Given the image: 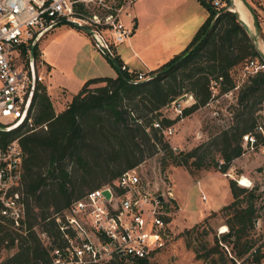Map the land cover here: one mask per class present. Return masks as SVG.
<instances>
[{
  "label": "trees",
  "instance_id": "trees-1",
  "mask_svg": "<svg viewBox=\"0 0 264 264\" xmlns=\"http://www.w3.org/2000/svg\"><path fill=\"white\" fill-rule=\"evenodd\" d=\"M200 1L210 12L206 21L181 52L150 70L149 77L134 78L139 71L122 70L118 60L108 58L120 67L118 75L88 78L59 112L46 85L37 84L35 121L47 122V127L20 136L25 152L21 192L26 209L19 226L9 219L0 220V264L48 262L51 248L64 244L55 214L157 152L165 151L163 168L183 165L192 173L211 164L226 172L244 152L243 136L255 131L264 101V68L245 72L244 67L250 59H263L235 11L227 9L215 16L217 10L207 0ZM34 54L38 55V44ZM239 69L245 74L242 82L236 78ZM217 79L214 87L212 82ZM233 89L236 101L227 127L188 150H175L165 139L162 127L177 118L163 115V110L175 99L193 95L194 102L183 108L187 116ZM156 120L162 127L154 125ZM19 134L17 127L0 129V146ZM229 183L233 199L222 207L229 226L223 239L232 242L236 255L242 256L256 243L249 235L258 218L259 194L256 187L242 186L233 177ZM198 227L186 231L192 236ZM44 234L50 237L48 244ZM188 243L190 246V240ZM219 246L217 239L205 254L198 247L197 256L209 257L213 264H227ZM12 249L3 255L4 250ZM263 256L258 251L251 264L260 263ZM124 263L122 258L114 262ZM136 264H149V259H137Z\"/></svg>",
  "mask_w": 264,
  "mask_h": 264
},
{
  "label": "built area",
  "instance_id": "built-area-1",
  "mask_svg": "<svg viewBox=\"0 0 264 264\" xmlns=\"http://www.w3.org/2000/svg\"><path fill=\"white\" fill-rule=\"evenodd\" d=\"M136 1L0 0V126L17 127L20 131L0 146V220L9 219L14 225H21L26 206L21 192L25 152L20 136L47 127V122L35 121V90L38 83L44 82L45 72L44 62L40 60L39 65L32 53L33 45L56 25L68 22L88 33L94 47L116 61L118 45L134 32L135 17L131 9ZM207 1L217 10L215 16L226 4V0ZM120 67L129 69L125 63ZM261 68L264 60L250 59L244 71ZM149 76L137 72L134 78ZM218 80H213L214 87ZM229 93L232 90L225 95ZM191 99L190 104L195 100L193 95L184 94L164 108L163 115L177 118L166 127H162L160 120L155 121V126L162 127L164 137L176 133L178 123L185 117L183 108ZM260 114L255 131L243 136L242 154L258 148L264 152V141H259L256 133L264 136V101ZM138 167L129 168L113 181L89 190L63 213H56L64 244L51 248L48 262L33 264H114L121 258L136 264L137 259H150L167 248L176 237L172 208L174 186L162 177L163 185L158 181L152 184ZM251 185L250 180L246 186ZM105 190L110 191L109 196ZM202 198L206 199L204 191ZM227 232L229 226L227 230H223V225L219 227V234ZM43 239L46 244L50 242L46 234ZM258 251L264 253V236L245 254L253 260ZM230 255L239 264H246L231 251Z\"/></svg>",
  "mask_w": 264,
  "mask_h": 264
},
{
  "label": "rangeland",
  "instance_id": "rangeland-1",
  "mask_svg": "<svg viewBox=\"0 0 264 264\" xmlns=\"http://www.w3.org/2000/svg\"><path fill=\"white\" fill-rule=\"evenodd\" d=\"M249 1L258 12L261 25L259 45L264 46V0ZM250 18L252 29L255 30L251 15ZM92 49H94V44L91 36L68 22L56 25L39 40L38 55L35 56L38 58L39 65H41L40 60H44L43 58L51 64V68H49L44 63V81L48 84L46 89L56 112L58 108L68 104L69 100L67 99L77 93L84 81L89 78L87 75L93 70L91 61L94 53ZM97 52L109 61L108 57L101 51ZM244 75L243 70H237L236 78L241 79V82ZM235 89L228 95L222 94L217 100H212L195 113L188 116L184 115V119L178 123L176 133L169 137L165 136V139L169 141L171 146H178H175L176 150H188L196 144L208 140L213 133L227 127L232 120L231 114L234 110L232 106L236 101L233 96ZM164 153V150L157 152L138 164L142 176L148 178L152 184L158 181V184L163 185L164 179L162 178H165L169 184L174 186L175 192L172 208L174 209L173 226L176 237L167 248L151 256L149 264H213L209 257H198L196 248L200 247L202 254H205L208 248L216 243L217 239L219 247L228 258L227 264H239L230 255V251L236 255L232 242L224 240L223 233L219 234V227L228 225V215L224 213L222 208H219L232 198L229 177L235 178L240 185L242 184L238 179L241 180L243 176L249 178L252 181L251 187L242 186L256 187L259 194L256 199L258 218L249 236L253 237L256 243L262 240L264 236V152L258 148L236 157L231 167L226 171L232 175L227 176L221 173L220 168L212 164L209 167L195 169L193 173L183 165L170 164L163 168L162 156ZM216 156L221 158L218 153ZM198 179H200L199 182ZM203 191L206 194V199L202 198ZM182 205H184L183 210L181 209ZM212 208L219 210L210 211L205 217L206 219L202 218L196 222L201 209L210 210ZM178 216L180 218H177ZM181 219L182 223H180ZM194 222L196 223L194 224ZM185 225H191L189 228L195 225H199V227L190 236L186 231L188 226ZM189 240L190 246H188ZM203 243H208L206 248L202 247ZM12 251L13 249L4 250L3 255ZM247 256L245 254L237 257L240 261L251 264L252 258ZM122 260L125 262L124 264H134L126 259ZM258 264H264V256Z\"/></svg>",
  "mask_w": 264,
  "mask_h": 264
},
{
  "label": "crops",
  "instance_id": "crops-1",
  "mask_svg": "<svg viewBox=\"0 0 264 264\" xmlns=\"http://www.w3.org/2000/svg\"><path fill=\"white\" fill-rule=\"evenodd\" d=\"M131 12L135 17V29L128 40L118 45L117 60L120 62L119 64L125 63L131 71L145 73L157 68L181 52L190 43L196 31L206 21L210 13L209 9L200 0H137ZM127 22L130 23V21ZM38 43L39 41L36 44ZM262 49L264 50L263 45ZM97 51L99 50L95 47L92 49L94 53L93 60L91 59L93 70L87 76L90 78L100 75H118L120 67L109 62ZM43 59L45 65L51 68V64L45 58ZM44 83L48 88V84L45 81ZM71 98L72 96L67 100L70 101ZM190 102L191 100L186 105H190ZM63 108H58L57 112ZM221 173L225 176L232 175L230 172L228 174ZM198 180L200 181V179ZM232 199L233 194L230 201ZM181 209H184V205L181 206ZM219 209H201L196 222L205 218L210 211H218ZM180 223H182V219ZM185 226L189 228L191 225Z\"/></svg>",
  "mask_w": 264,
  "mask_h": 264
},
{
  "label": "water",
  "instance_id": "water-1",
  "mask_svg": "<svg viewBox=\"0 0 264 264\" xmlns=\"http://www.w3.org/2000/svg\"><path fill=\"white\" fill-rule=\"evenodd\" d=\"M242 1L247 6V8L250 11V14H251V16L253 18V23H254L255 30H253L251 28V26L249 25V23L247 21H245L243 18H241L240 16H239V20L241 21V23L243 24V26L247 30V32L250 33L253 36L254 42H255V44L257 46V49L259 50V52L261 54V57L264 60V51L261 48V46L259 45V43H260L259 36H260V32H261V25H260L258 12H257L255 7L253 6V4L249 0H242ZM235 3H236V0H226V4L221 9H219L218 13H220V12H222L224 10H227V9L235 11V10H233V6L235 5ZM210 29H211V26L208 28V32L210 31ZM35 46H36V43L33 45L32 53H34ZM0 129L8 130L10 128L0 126ZM105 194L107 196H109L110 195V191L109 190H105Z\"/></svg>",
  "mask_w": 264,
  "mask_h": 264
},
{
  "label": "bare ground",
  "instance_id": "bare-ground-1",
  "mask_svg": "<svg viewBox=\"0 0 264 264\" xmlns=\"http://www.w3.org/2000/svg\"><path fill=\"white\" fill-rule=\"evenodd\" d=\"M233 10H235V12L238 14V16H240L245 21H247L252 28V22H251V18H250L251 14L249 15L250 11L247 8V6L243 3L242 0H236L235 5L233 6ZM260 46L262 48L261 44H260ZM239 182L241 184L247 185L250 183V179L247 178L246 176H243ZM227 228H228L227 225H223V230H227Z\"/></svg>",
  "mask_w": 264,
  "mask_h": 264
}]
</instances>
